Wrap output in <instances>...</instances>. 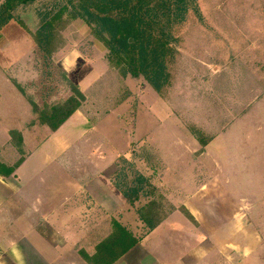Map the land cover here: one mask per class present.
I'll return each mask as SVG.
<instances>
[{
  "label": "rangeland",
  "instance_id": "obj_1",
  "mask_svg": "<svg viewBox=\"0 0 264 264\" xmlns=\"http://www.w3.org/2000/svg\"><path fill=\"white\" fill-rule=\"evenodd\" d=\"M6 1L0 0V17L13 18L0 27L2 161L19 158L21 128L27 155L48 140L46 156L39 149L42 158L31 165L45 166L42 175L56 192L69 181L60 166L73 171L67 173L73 180L101 174L125 192L145 176L149 182L130 204L132 236L150 230L142 212L153 223L188 206L200 222L189 234L196 244L233 245L239 229L244 248L252 237L260 240L264 134L256 133L251 106L264 100V0H195L185 21L168 30L175 40L166 61L169 83L160 94L143 76H124L92 27L67 13L54 19L59 0L5 11ZM44 33L52 35L46 51L37 42ZM75 107L57 131L45 124ZM227 257L234 264V252Z\"/></svg>",
  "mask_w": 264,
  "mask_h": 264
},
{
  "label": "crops",
  "instance_id": "obj_2",
  "mask_svg": "<svg viewBox=\"0 0 264 264\" xmlns=\"http://www.w3.org/2000/svg\"><path fill=\"white\" fill-rule=\"evenodd\" d=\"M251 107L256 133L262 131L264 134V117L261 115L264 100ZM18 129L15 131L18 130L23 139L22 148H15L19 158L13 164L0 159L1 164L10 168L22 160L11 176L0 174V264H91L87 258L102 257L100 249L114 241L116 223L128 234V247L113 263L102 264H216L213 259L218 253V264H228L227 252L231 251L235 255L234 264H264L263 227L256 231L260 240L256 243L252 237L248 249L244 248L243 234L239 229L234 232L233 245L220 244L211 250L210 246L196 244V239H190L191 226L200 222L188 206H184L186 213L175 210L167 213L142 237L133 234L135 240L131 245L133 232L126 226L132 217L130 203L116 193L114 184L108 182L109 178L106 180L99 174L92 181L73 180L67 174L73 171L60 166L69 181L62 183L63 190L54 191L57 186L46 182L42 175L45 166L31 165L46 156L44 146L48 140L41 143L36 153L27 155L24 133ZM39 149L45 152L41 157H38ZM259 204L264 205L263 199ZM229 235L232 233L227 232ZM173 245L179 247V257L172 256L175 252Z\"/></svg>",
  "mask_w": 264,
  "mask_h": 264
},
{
  "label": "trees",
  "instance_id": "obj_3",
  "mask_svg": "<svg viewBox=\"0 0 264 264\" xmlns=\"http://www.w3.org/2000/svg\"><path fill=\"white\" fill-rule=\"evenodd\" d=\"M35 1L37 0H7L5 11H8L9 8L34 3ZM59 1L55 8L59 10L53 18L62 19L64 14L67 13L72 20L80 21L92 27L94 35L109 50V61L116 67L121 68L124 76L130 75L133 78L143 76L159 94L168 85L170 74L167 71L166 61L173 52L169 43L175 40L168 30L171 28V24H181L185 21L189 6L191 4L194 5L195 0ZM55 9L49 16L55 12ZM49 16H46V18L48 19ZM12 18L10 15L0 17V27L9 23ZM164 24H166V27H164ZM46 31H49V29L46 28ZM51 36V34L44 33L42 36L44 41H37L43 51H46V46ZM78 107L66 113L61 112L60 115H63L57 123L45 121V124L53 131H57L75 114ZM21 163L22 160L11 168L0 163V174L4 177L11 176L15 168ZM148 182V179L142 175L137 180V187L127 192L122 191V187L119 185L114 186L121 192L122 198L126 202L134 204L142 192L140 186ZM167 213H162L161 217L153 223H149L150 221L143 215V212L141 216L146 224H150V229L152 230ZM115 226L116 235L114 241L109 246L106 245V247L104 246L100 249L102 257L87 258L88 262L91 264H102L107 261L113 263L126 251L125 249L128 247L126 235L128 234L118 223ZM130 240L132 245L135 240L132 235H130Z\"/></svg>",
  "mask_w": 264,
  "mask_h": 264
}]
</instances>
